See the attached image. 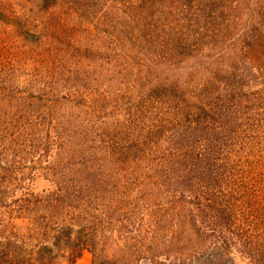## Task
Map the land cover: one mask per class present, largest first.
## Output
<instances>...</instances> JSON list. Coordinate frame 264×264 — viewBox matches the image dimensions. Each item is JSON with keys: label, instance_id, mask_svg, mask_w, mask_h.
<instances>
[{"label": "trees", "instance_id": "1", "mask_svg": "<svg viewBox=\"0 0 264 264\" xmlns=\"http://www.w3.org/2000/svg\"><path fill=\"white\" fill-rule=\"evenodd\" d=\"M97 3L115 58L136 67L120 88L63 79L64 93L25 92L1 83L0 66V264H74L84 251L111 264V239L123 264H227L231 253L264 264V90L244 89L261 79L264 0ZM187 57L189 88L153 81ZM35 170L53 190H21ZM140 201L143 213L124 209Z\"/></svg>", "mask_w": 264, "mask_h": 264}, {"label": "rangeland", "instance_id": "2", "mask_svg": "<svg viewBox=\"0 0 264 264\" xmlns=\"http://www.w3.org/2000/svg\"><path fill=\"white\" fill-rule=\"evenodd\" d=\"M103 9L97 0H57L55 5L49 7H45L41 0H0L1 83L9 88L19 87L25 92L37 93L40 89H46L49 95L72 89V85L68 88L63 79H70L73 84H84L87 89L93 87L96 91L120 88L118 74L127 68L129 80L136 73V67L130 59L122 62L115 58L113 46L102 30L104 25L97 19L104 14ZM160 66L153 81H176L189 88V74L196 67L192 59L187 57L177 64ZM244 89L264 90V65L261 79H251ZM1 123L3 118L0 113ZM23 186L21 190L39 194L54 189L51 178L41 170L32 172L24 180ZM21 190L16 193L20 194ZM136 194L130 192L127 199L134 200ZM166 197L165 193H159L157 199L163 202ZM143 204L141 201L136 204L132 202L125 204L124 209L133 215V208L143 213ZM11 223L17 231H25L24 219L13 218ZM165 225L168 224L162 227ZM168 229L174 230L171 223ZM166 231L164 229L160 235L169 234ZM112 237L115 239L117 232L112 231ZM103 254L111 259V264H123L122 253L114 240L108 242ZM92 258L91 252L84 251L74 264H91ZM135 262L147 264L144 259ZM227 264L248 262L239 254L231 253L227 257Z\"/></svg>", "mask_w": 264, "mask_h": 264}]
</instances>
